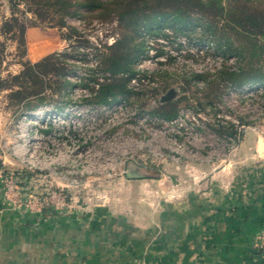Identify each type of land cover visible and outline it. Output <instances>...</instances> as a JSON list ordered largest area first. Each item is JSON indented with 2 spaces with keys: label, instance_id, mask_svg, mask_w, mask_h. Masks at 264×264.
Returning a JSON list of instances; mask_svg holds the SVG:
<instances>
[{
  "label": "rangeland",
  "instance_id": "rangeland-1",
  "mask_svg": "<svg viewBox=\"0 0 264 264\" xmlns=\"http://www.w3.org/2000/svg\"><path fill=\"white\" fill-rule=\"evenodd\" d=\"M30 7L31 3L24 0H0V27L6 19L12 17L13 9L16 16L27 25L23 33L0 34V75L3 74V78H7L12 73H18L21 69L19 65L29 60V54L34 60H40L43 56L54 52L77 54L78 58L75 60L78 65L77 72L69 75L71 82L74 83L63 93L64 101L68 100L72 103L65 105L64 108L77 105L85 107L90 102L77 98L80 89L84 88L77 84L88 81L89 69L95 68L100 63L106 48L114 44L124 33L129 32L131 28L119 22L114 13L108 14L99 10L79 11L75 15L66 17V21L69 25L76 27L80 35L72 39H64L61 36L60 27L54 23L58 20V15L51 12L46 17H39ZM187 21L188 29L185 26L183 29L190 34L189 37L175 36L176 26L167 25L164 30L169 34V39L164 37L147 39V54L151 57V63H146L143 69L153 72L162 68L169 72L168 75L161 74L163 82L168 81L170 86L162 95L163 100H166L164 98L170 92L169 90H174V98L180 95L182 84L178 78L180 74L215 73L217 68L226 62L223 56L216 53L204 41L201 45L191 46L194 39L196 42L209 32L205 18L197 12H190V18ZM141 40L137 39L139 46ZM144 56L140 60L144 59ZM171 58L173 60L170 62ZM235 61L236 59L231 57L227 62L234 64ZM138 66L137 69H139ZM158 76L160 78V75ZM140 77L146 79L145 82H141L144 85L135 89L128 100L135 105L140 101L144 110L150 111L155 103L148 97L150 91L146 82L148 79L146 76ZM50 82L52 89L47 94L49 99L53 98V101L58 103L60 98L54 90L56 80L51 78ZM208 87L207 92L214 93L213 95H217L219 91L223 92L220 96L221 102L217 105L218 109L230 117L237 115L242 118L243 122H247L248 129L236 150L232 152L223 150L220 157H214L206 162L191 159L187 157V153L180 157L173 155L169 149L165 151L166 156L163 158L155 159L152 156V159L145 161L142 159L141 147L134 146L135 141L140 139L138 136L126 140L118 135L114 136L115 140L110 141L103 136L94 144L80 145L76 134L64 138L62 121L52 119L53 115H59V111L66 113L65 109H58L60 105L57 108L54 107V111L57 110L54 113L49 111L51 104L40 105L45 106L42 112L33 114L32 112L40 106L33 110H23L16 103L10 104L8 97L10 89L6 91V88H1L0 197L2 209H18L39 215L49 212L56 216L78 214L85 218L88 214L96 213L102 216L105 212L116 213L121 210H145L149 213L157 208H165L166 205L172 206L177 202H175L177 191H174L173 187H180L179 189L185 194L193 192L195 186L189 185L191 183L189 179L197 178L200 182L203 178L212 177V180L220 182L221 187L225 188L223 186H226L225 180L233 178L235 168L239 165L238 163H241L237 156L239 148H248L246 138L251 135L264 137V111L263 114L260 112L264 104V98H262L264 84L257 85L259 94L254 104L250 97L244 94L224 93V86L218 87L217 84H213ZM193 89L194 87L190 89L191 93ZM86 90L91 92L90 88ZM137 92L141 94L137 95ZM202 92L203 90L198 95H202ZM66 93L74 101L65 98ZM184 105V103L180 105L183 109L179 110V114L183 112ZM255 108L257 109L254 112ZM258 109L260 111H257ZM77 111L78 109H73V118L76 117ZM60 115L63 117L62 114ZM46 120H49V123ZM163 125L165 126V123ZM46 130L49 131L46 132ZM195 164L206 168L202 173L196 172L195 167H191ZM128 171L146 175L141 178H128ZM203 190L200 187V191ZM160 200L165 201L161 204ZM159 235V230L149 235L148 248L154 244Z\"/></svg>",
  "mask_w": 264,
  "mask_h": 264
},
{
  "label": "crops",
  "instance_id": "crops-1",
  "mask_svg": "<svg viewBox=\"0 0 264 264\" xmlns=\"http://www.w3.org/2000/svg\"><path fill=\"white\" fill-rule=\"evenodd\" d=\"M28 59L39 61L30 54ZM245 141L248 148H239L241 163L225 188L212 177L189 179L193 192L173 187L177 202L149 213L39 215L2 209L0 197V264H264L258 247L264 228V137ZM191 167L200 173L206 168ZM156 230L160 235L148 248Z\"/></svg>",
  "mask_w": 264,
  "mask_h": 264
},
{
  "label": "trees",
  "instance_id": "trees-1",
  "mask_svg": "<svg viewBox=\"0 0 264 264\" xmlns=\"http://www.w3.org/2000/svg\"><path fill=\"white\" fill-rule=\"evenodd\" d=\"M31 3V10L36 16L46 17L49 13L58 15L54 23L61 29L64 39H72L80 35V31L67 23L66 17L77 14L79 11H105L116 14L119 22L130 31L123 34L114 44L103 52L100 63L89 69L87 82L78 83L84 88H90V96L82 100L89 104H106L117 97L128 99L135 89L144 85L145 78L140 77L139 86L131 85V80L141 74L148 79L147 87L150 100L155 103L150 113L163 119L170 120L178 116L180 105L190 108H211L218 110L222 91L217 95L207 92L208 86H224V93L232 88H240L245 84H264V0H24ZM17 5V4H15ZM190 12H197L205 18L208 30L202 38L193 40L191 46L206 42L216 53L225 58V63L217 68L215 73L191 72L180 74L182 84L180 95L163 100V94L170 88L169 83L163 82V73L168 71L162 68L153 72L137 69L139 60L147 54V39L164 37L169 34L164 30L167 25L176 26L174 35L189 37L183 29H188ZM106 13V14H107ZM26 23L20 20L13 9L12 17L6 19L1 27L0 34L7 32H21L26 29ZM142 39L140 46L137 39ZM180 45V44H179ZM181 45L178 46L180 50ZM188 56H193L188 54ZM234 57V64H228V59ZM77 54L51 53L41 60L25 62L23 70L9 78H0V88L10 89L8 97L10 104L22 105L23 110H33L40 105L51 104L59 110L72 102L63 98L65 89H70L69 75L76 73L78 65L75 60ZM173 58L170 59V62ZM169 62V63H170ZM164 64V63H161ZM163 74V75H161ZM160 75V78L159 76ZM51 78L56 80L55 92L60 98L56 103L49 99ZM93 84V86H92ZM184 84V85H183ZM145 87V86H143ZM146 87V88H147ZM194 87L192 93L190 89ZM67 90V91H68ZM203 90L202 95L198 93ZM171 91V90H169ZM140 95L141 92H137ZM143 94V93H142ZM200 94V93H199ZM162 96V97H161ZM65 98L72 100L66 93ZM264 98V94H262ZM60 101V102H59ZM137 106L145 109L140 101ZM264 107V104H263ZM49 130H46L48 132ZM233 134L234 126L230 125L220 130Z\"/></svg>",
  "mask_w": 264,
  "mask_h": 264
},
{
  "label": "built area",
  "instance_id": "built-area-1",
  "mask_svg": "<svg viewBox=\"0 0 264 264\" xmlns=\"http://www.w3.org/2000/svg\"><path fill=\"white\" fill-rule=\"evenodd\" d=\"M146 63H151L149 55L139 61L138 70L145 71L143 67ZM140 76L141 74L135 76L131 80V85L139 86ZM232 92L250 97L253 104L259 94L257 85L253 83L245 84L240 88H232L230 93ZM88 96L90 92L86 88H81L77 98L82 99ZM86 106V108L78 105L67 106L64 108L66 113L59 111L58 116H52L54 121H62L64 138L76 134L77 142L81 145L94 144L103 136L108 141L115 140L114 136L118 135L126 140L138 136L140 139L135 141L134 146L141 147L142 159L145 161L152 159V156L155 159L163 158L168 149L171 154L179 157L187 153V157L191 159L195 158L200 162L210 161L214 157H220L223 150L231 152L236 150L248 129L247 122H243L242 118L237 115L230 117L219 109L215 112L211 108L184 106L182 113L173 119L166 120L139 108L135 103L123 97H117L106 104H87ZM44 107L40 106L32 113H41ZM73 109H78L75 118H73ZM256 109L253 111L255 112ZM54 110L55 108L51 105L49 111L57 112ZM263 111L262 107L260 112L263 114ZM46 122L49 123V120ZM230 125L234 126L233 134L220 131ZM261 233L258 247L264 250V230Z\"/></svg>",
  "mask_w": 264,
  "mask_h": 264
},
{
  "label": "water",
  "instance_id": "water-1",
  "mask_svg": "<svg viewBox=\"0 0 264 264\" xmlns=\"http://www.w3.org/2000/svg\"><path fill=\"white\" fill-rule=\"evenodd\" d=\"M175 95V92L174 90H171L170 92L167 93V96L164 98V99H170L172 98L173 96ZM146 174H141L139 172H131V171H128L127 172V177L128 178H141L143 176H145Z\"/></svg>",
  "mask_w": 264,
  "mask_h": 264
}]
</instances>
